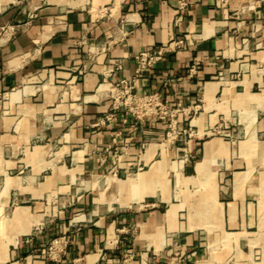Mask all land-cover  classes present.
I'll list each match as a JSON object with an SVG mask.
<instances>
[{"label": "crops", "instance_id": "obj_1", "mask_svg": "<svg viewBox=\"0 0 264 264\" xmlns=\"http://www.w3.org/2000/svg\"><path fill=\"white\" fill-rule=\"evenodd\" d=\"M177 14L176 0H0V264H264V0ZM177 36L136 90L194 130V157L172 164L189 201L168 195L164 119L102 122L109 82ZM64 232L57 259L38 254Z\"/></svg>", "mask_w": 264, "mask_h": 264}, {"label": "built area", "instance_id": "obj_2", "mask_svg": "<svg viewBox=\"0 0 264 264\" xmlns=\"http://www.w3.org/2000/svg\"><path fill=\"white\" fill-rule=\"evenodd\" d=\"M224 1L225 0H217V3L221 4ZM196 3L197 0H176L178 10L176 20H182L188 15ZM106 9L107 8L103 9L102 12L104 13ZM186 42H188L187 36H177L172 38L168 43L137 51L133 56L135 61L133 74L130 77H124L115 82H109L110 86L108 90L110 92L111 103L108 111L102 118V122L113 119L118 111L122 110L125 115H131L137 119L157 117L166 120V118H169V124H172V128H174L178 123V119H174L172 116L179 109L176 108L171 101L164 99L158 91L145 93L137 91L136 80L142 73L154 67L157 62L162 60L168 50L171 48H184ZM198 65V61L193 63L189 67L188 75L196 73ZM120 66L121 64L119 61L115 62L116 68ZM183 131L189 136L187 151L191 152L190 143L194 130L189 127V130L184 129ZM70 239V235L67 232L59 234L52 238L47 245L41 246L38 250V254L45 258L57 259L69 244ZM23 241H30V235L23 237ZM131 257V253H126L122 258V264H129ZM166 264L174 263L170 261Z\"/></svg>", "mask_w": 264, "mask_h": 264}, {"label": "rangeland", "instance_id": "obj_3", "mask_svg": "<svg viewBox=\"0 0 264 264\" xmlns=\"http://www.w3.org/2000/svg\"><path fill=\"white\" fill-rule=\"evenodd\" d=\"M187 113V110H186ZM174 119H177L178 117V111L172 116ZM166 129H165V136L162 140V143L164 147L166 148V157L165 161L167 163L166 166V178L169 179L168 182V195L170 196L171 200H173L174 197L180 199L183 198L184 200L189 201L191 199V190L192 188L187 185L186 187L180 188L179 182L178 185H175L176 182V172L177 167H173L172 164L175 162H188L194 157V153L192 151H187L188 149V139L189 136L184 133V129L189 130V125H181L179 122L176 124L174 128H172V124H169V118H166ZM180 131V132H178ZM172 149L174 150L172 152ZM175 165L177 166V164ZM82 191H85L89 194L90 199L97 195L95 192V189L92 187H84L82 186L79 190H77L78 194H80ZM112 193H115V190L113 188H106L104 189L103 196L106 200H109V198L112 196ZM107 205V204H104ZM113 206H116V204H113ZM100 205L98 203H91V206L89 207V210L96 209L99 211Z\"/></svg>", "mask_w": 264, "mask_h": 264}]
</instances>
